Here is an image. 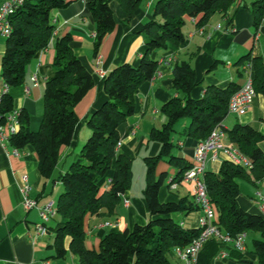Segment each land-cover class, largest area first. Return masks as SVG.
Here are the masks:
<instances>
[{"label":"trees","instance_id":"obj_1","mask_svg":"<svg viewBox=\"0 0 264 264\" xmlns=\"http://www.w3.org/2000/svg\"><path fill=\"white\" fill-rule=\"evenodd\" d=\"M117 1L126 14L127 22L141 0ZM243 1L155 2L151 18L140 30L144 34L145 50L137 66L122 63L102 78L103 90L108 98L89 115L87 125L90 134L80 153L55 179L63 187L55 204V212L60 216L54 240L57 257H63L69 251L76 256L78 264H170L168 254L177 246H186L200 234V228H184L170 216L199 208L194 201L187 197L177 202L159 201V190L168 173L162 171L157 174L156 167L160 160L167 162L176 168L171 182H180L192 162L179 152L175 153L174 148L183 149L191 155L196 144L204 140L214 126L224 127L228 101L240 86L235 82L225 87L208 85L203 95L194 99L190 96L196 84L194 69L184 60L172 64V82L178 96L162 104L161 112L166 121L150 132V140L160 144L159 152L144 158L147 169L143 195L151 218L145 224H135L131 229L105 234L97 249L85 245L84 221L87 216L112 215L121 195L130 186L131 160L117 151L120 139L118 127L134 112L137 88L152 79L157 71L158 61L152 58V53L170 43L185 41L182 29L186 17L200 16L197 25H202L214 13L226 16L233 4ZM66 4V0H24L11 15V31L6 37L1 61V75L8 86L0 100L1 122L14 109V96L9 89L24 83L27 64L48 45L55 29L51 12ZM251 11L253 25L257 28L264 16V0H254ZM84 14L95 26L93 47L96 56L103 38L116 22L108 0H84ZM70 41L69 34L55 41L54 71L44 83L39 127L30 129V115L21 109L18 129L9 135L13 147L19 149L30 145L33 148L38 158V170L45 179L52 176L60 149L73 140L79 120L74 111L75 105L94 85L91 73L72 53ZM249 56L250 53L243 55L238 63ZM252 68V87L264 98V65L258 57L252 59ZM181 118H188L189 123L182 130L184 138L180 146L172 141L171 133ZM224 130L228 140L250 161V168L223 160L217 172L206 170L203 180L208 200L216 210L215 222L222 233L233 238L241 232L259 233V238L252 240V252L256 255V264H264V217L243 210L236 200L239 179L259 181L264 177V153L258 146L263 136L251 125L240 122L224 127ZM110 170V179L106 188L102 189L101 181ZM66 236L70 237L68 250L64 245ZM222 245V241L214 237L204 242L197 264H211Z\"/></svg>","mask_w":264,"mask_h":264},{"label":"crops","instance_id":"obj_2","mask_svg":"<svg viewBox=\"0 0 264 264\" xmlns=\"http://www.w3.org/2000/svg\"><path fill=\"white\" fill-rule=\"evenodd\" d=\"M6 1L10 0H0V5ZM156 1L141 0L138 8L126 22V14L119 2L108 0L116 24L103 38L96 56L93 47L95 26L84 14V0H66L65 7L51 12V22L55 29L48 45L27 64L24 83L9 89L14 96V109L18 111L25 109L28 112L30 129L36 130L39 127L43 110L44 83L54 71L52 63L55 41L65 34L70 35L72 53L91 73L94 85L74 107L79 120L73 140L70 145L60 149L57 165L50 178L45 179L41 176L38 158L30 145L19 149L13 147L9 142L7 129H4V136L0 135V264H78L76 256L69 251L63 257L56 256L55 229L60 222V216L56 212L50 215L46 222L47 232L39 235L35 233L36 225L41 221L39 210L48 203H52L55 210L57 197L63 188L55 177L64 172L80 153L84 141L90 134L87 125L89 115L108 98L103 90L99 71H103L105 76L113 67L125 62L137 66L145 50L144 34L140 30L151 18ZM253 1L237 2L231 6L226 16L214 13L202 25H197L200 16L186 17L182 29L185 41L181 44L170 43L166 48L152 53V58L158 61L157 71L152 79L142 83L134 93V112L118 127L120 138L118 152L131 161L142 147L148 153L143 157V161L145 157L158 154L160 144L150 140L149 136L153 128H160L166 121L161 112L162 104L178 96L172 82L173 63L184 60L194 69L196 84L190 92L194 99L200 98L208 85L225 87L230 82H235L241 87L249 79L252 81L254 74L252 59L258 57L264 65V16L259 26L255 28L251 11ZM5 47L6 37L0 34V96L4 89L1 61ZM247 53H250L249 58L238 63L239 58ZM34 73H37L36 82L31 79ZM26 86L29 88L28 93L24 91ZM236 122L249 124L262 134L263 139L258 146L264 153V98L261 94L255 93L244 114L234 115V123ZM187 125H184L183 129ZM182 140L176 143L181 146ZM224 142L232 144L227 137ZM178 152L192 162L193 152L191 155L186 154L183 149ZM223 160H226V157L222 152L209 151L206 170L217 172ZM162 171H167L168 178L164 182L165 188L160 187L158 194L160 202H177L182 197L193 201L192 182L181 180L172 183L171 178L176 168L160 160L156 173ZM111 173L112 170L105 179H102V189L106 188ZM183 183L188 184V187L183 189ZM24 184L29 186L28 195L36 200L37 204L29 210L25 209L22 198L21 187ZM238 187L239 194L236 198L238 205L247 212L264 217V210L261 209L264 206V177L259 181L239 179ZM175 215L182 227L197 228V221L203 212L196 208L186 214ZM150 218L144 195L135 194L130 185L121 195L112 215L85 218V245L97 249L100 239L105 234L131 229L135 224H145ZM69 241L70 237L66 236L64 244L66 250ZM244 245L245 249L240 253L233 250L231 244H223L222 246H226V255L221 256L219 250L211 264H256V255L252 249L246 247L245 239Z\"/></svg>","mask_w":264,"mask_h":264},{"label":"built area","instance_id":"obj_3","mask_svg":"<svg viewBox=\"0 0 264 264\" xmlns=\"http://www.w3.org/2000/svg\"><path fill=\"white\" fill-rule=\"evenodd\" d=\"M24 0H10L3 2L0 5V34L7 37L11 31V15L14 13L17 6L21 5ZM99 76L104 77L103 71H99ZM32 81H37V73H34L31 77ZM8 90V86L4 83L3 93ZM26 93L29 92V88L24 87ZM255 95V91L252 87V81L249 79L243 86H241L237 91H235L227 105V115H241L244 114L249 108L252 99ZM2 96V95H1ZM0 96V100H1ZM19 111L13 109L6 114L4 121H0V135L4 136V129H7L9 135L16 132L19 126L18 122ZM1 118V113H0ZM226 139V132L224 127L221 125L214 126L209 132L208 136L199 141L193 151L192 164L189 169H187L182 177L184 181L192 182L191 194L193 201L202 210L203 215L199 217L197 223L198 228H200V234L194 238L189 244L183 247H175L174 252L180 259L182 264H197V256L203 245L208 239L214 237L222 241V244H231L232 247L238 251H243L245 249L244 239L245 233L241 232L237 234L234 238L226 235L220 231L216 224V210L213 205L208 200L206 186L203 180V175L206 171V160L207 153L209 151H214V153L220 151L222 152L226 160H229L235 164H240L250 168V161L239 151V149L233 144H226L224 140ZM120 145V140H118L116 147ZM22 198L24 207L26 210L36 207V200L31 199L28 195L29 186L24 184L21 187ZM127 204V201H125ZM264 210V206L261 208ZM55 210L52 207V203H48L39 210V215L41 218L40 223L36 225V234H45L47 232L46 222L49 220L50 215L54 214ZM109 224V223H106ZM221 256L226 255V251L221 250L219 252Z\"/></svg>","mask_w":264,"mask_h":264},{"label":"rangeland","instance_id":"obj_4","mask_svg":"<svg viewBox=\"0 0 264 264\" xmlns=\"http://www.w3.org/2000/svg\"><path fill=\"white\" fill-rule=\"evenodd\" d=\"M189 123L188 118H181L179 119L175 126L174 131L171 133V138L174 143H176L178 140L183 139V126ZM234 123V115L228 114L225 119L223 120V125L226 127H231ZM179 151L178 148H174V152L177 153ZM147 151H145V148L142 147L137 154H134L133 160L131 161V182L130 185L133 187V191L135 194H143V190L146 185V165L143 161V157L147 155ZM56 173V172H55ZM56 178V177H55ZM191 184V183H190ZM188 184L183 183V189L187 188ZM162 188H165V184L162 185ZM177 213L171 214L172 217H174V220H178L176 218ZM253 238H259V233L256 231H248L247 236L245 237V244L246 247L251 250L252 249V240ZM226 246H222L220 250L225 251ZM168 258L170 261V264H182L181 261L175 256L174 252L168 254Z\"/></svg>","mask_w":264,"mask_h":264}]
</instances>
